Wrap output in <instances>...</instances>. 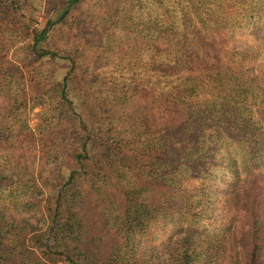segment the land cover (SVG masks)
<instances>
[{
	"label": "trees",
	"instance_id": "obj_1",
	"mask_svg": "<svg viewBox=\"0 0 264 264\" xmlns=\"http://www.w3.org/2000/svg\"><path fill=\"white\" fill-rule=\"evenodd\" d=\"M84 1L0 0V264H264V0H102L142 45L110 74Z\"/></svg>",
	"mask_w": 264,
	"mask_h": 264
},
{
	"label": "rangeland",
	"instance_id": "obj_2",
	"mask_svg": "<svg viewBox=\"0 0 264 264\" xmlns=\"http://www.w3.org/2000/svg\"><path fill=\"white\" fill-rule=\"evenodd\" d=\"M17 8L22 14H24L27 20H31L32 23L38 28L41 27L42 23L49 18H57L60 15L61 10L65 7L68 0H16ZM102 0H85L83 4V15L85 18V30L86 40L84 47L87 51L88 61L85 62V66H102L107 69V74L113 66H130V61L128 59L119 60V56L126 54V49H133L134 51H140L142 45L139 43V37L135 36V33L132 32V29L129 28L128 23H122L121 14L113 15V18L110 20L108 15H105V12L101 7L104 5L101 3ZM155 4H158L159 0H153ZM117 4V0H111L105 8L108 9L110 5L114 8ZM145 5V4H144ZM137 9L136 3H123L122 7H131ZM138 17H136V22L134 25L140 30L144 23L142 11ZM108 12V10H105ZM120 28V30H118ZM118 30V31H117ZM110 32H115L118 35L120 32L121 37L109 35ZM259 37L264 35L260 33ZM241 37H246V34H238L235 38L236 41H239ZM119 43H126L127 45L121 49L117 47ZM16 48H13L14 51ZM17 51V49H16ZM12 55V57H11ZM13 56H15L13 58ZM11 57V58H10ZM23 54L10 53L9 61L15 65L14 62H21L24 60ZM21 60V61H20ZM13 61V62H12ZM3 62V59L1 60ZM144 62L138 63L137 66H143ZM44 66H49V69L44 73L43 78L49 80L53 79L55 81L60 80L64 77L68 70V64L60 60H51L46 62ZM55 76V77H54ZM110 78L99 80V84L102 85L105 82L110 84ZM49 81H43V83H48ZM130 79H119L118 83L120 85L130 84ZM47 90H42L45 92ZM54 96V95H53ZM39 112V109H35L33 112L27 114L28 124L31 128L35 129L39 125L38 117L36 116ZM67 131H64L67 135ZM67 143V141H65ZM218 178L220 180L226 179L224 173L219 172ZM221 182H211L210 186L216 189H222L223 187L220 184Z\"/></svg>",
	"mask_w": 264,
	"mask_h": 264
}]
</instances>
